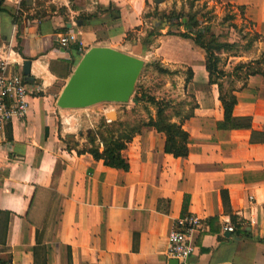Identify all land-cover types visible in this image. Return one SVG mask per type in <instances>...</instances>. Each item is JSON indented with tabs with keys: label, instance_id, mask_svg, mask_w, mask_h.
Instances as JSON below:
<instances>
[{
	"label": "crops",
	"instance_id": "1",
	"mask_svg": "<svg viewBox=\"0 0 264 264\" xmlns=\"http://www.w3.org/2000/svg\"><path fill=\"white\" fill-rule=\"evenodd\" d=\"M14 1L0 0V60H9V74L23 76L30 96L26 117L14 118L0 134V264H171L169 236L186 216L205 219L207 228L195 236L193 256L179 264H264V142L251 141L253 132L264 134L261 76L250 77L235 92L234 117L251 118L252 131L221 130L219 87L210 84L206 55L194 46L184 61L193 74L184 83V97L197 104L193 118L183 124L188 158L167 154L165 135L144 128L123 152L128 172L77 149L107 113L133 124L155 119L153 106L145 103L148 111L138 112L132 100L109 104L104 115L87 114L90 125L79 132L86 110L57 107L86 52L109 47L143 59L147 48L128 40L148 28L145 15L180 12L189 0H22L21 17ZM200 3L218 14L230 13L264 37V0H203L195 6ZM155 17L153 28L162 21L161 15ZM170 22L164 20L163 26L179 27ZM179 29L180 35L186 32ZM71 32L82 47L64 51L59 37ZM180 35L174 37L181 40ZM258 48L257 57H231L230 62L257 60L264 42ZM26 61L31 62L29 77ZM69 136L75 139L71 147ZM74 142L80 147L75 149ZM227 225L235 231L226 232Z\"/></svg>",
	"mask_w": 264,
	"mask_h": 264
},
{
	"label": "trees",
	"instance_id": "2",
	"mask_svg": "<svg viewBox=\"0 0 264 264\" xmlns=\"http://www.w3.org/2000/svg\"><path fill=\"white\" fill-rule=\"evenodd\" d=\"M200 1L203 0H189L191 9ZM24 5H26V2ZM176 12L178 11H172L170 12L171 14L169 13L170 15L164 13L161 17L169 21L176 19L179 28H184L186 30V33L180 35L181 38L192 40L194 45L204 51L206 55V70L209 73L210 84L218 85L220 94L219 100L224 109V122L218 125L219 129L227 131H252L251 118L234 117V109L237 105L236 90L233 89L225 92L222 83L219 81L230 76L239 81H243L242 87H245L250 77L261 76L264 79V52L257 60L237 64L231 74H227L221 68V55L224 53L232 54L233 57L248 55L256 43L264 42V37L257 33H253L252 35L248 33L245 38L249 37V42L247 47L243 50V53L233 54V51L239 49L240 46L222 43L217 37L210 42H205L204 32L200 30L196 31L199 26L197 14L186 13L184 11ZM93 18V16L84 17L83 21L85 23H90ZM234 19L235 18L231 16L227 18L226 21H233ZM152 36L153 33H149V37ZM192 77V71L189 70V78L186 80V84H189ZM135 96L137 103H148L156 109L155 119L150 118L149 121H140L131 124L122 122L108 123L106 118H103L98 129L87 131L85 138L86 143L81 149L78 150L77 148H79L80 145L74 142L73 147L77 149L78 154H91L96 160H103L107 167L128 172L130 170V165L123 157V152L127 149L128 144L132 142L134 137L140 134L144 128H153L158 133L165 135L167 154L175 158H188L189 134L184 130L183 124L193 118L197 104L193 101L187 104L186 102L175 103L166 99H157L140 92V90L136 91ZM175 119H179V123H176L174 121ZM70 138L73 139L72 137ZM251 141L252 143L264 142V134L253 132ZM67 144L71 147L73 141L67 140ZM223 202L225 209L228 211L230 203L226 193H223ZM233 220L236 221L235 218Z\"/></svg>",
	"mask_w": 264,
	"mask_h": 264
},
{
	"label": "rangeland",
	"instance_id": "3",
	"mask_svg": "<svg viewBox=\"0 0 264 264\" xmlns=\"http://www.w3.org/2000/svg\"><path fill=\"white\" fill-rule=\"evenodd\" d=\"M187 8L184 7L181 11L197 14L199 26L196 31L200 30L204 32V39L206 43L217 37L222 43L236 44L237 46H240L239 49L233 51V54L243 53V50L247 47L249 42V37L245 38V36L248 33H250V35L253 34V32L248 31L250 28L249 24L237 22L235 19L233 21H226V19L230 18L232 15L230 13L225 16L224 14H218L217 10L211 9L208 3H200L192 9L190 4L187 3ZM157 14L164 15V13H160L158 10L156 12H149L146 14L145 17L147 20L149 19L147 21L148 28H145V31L142 33L143 36H132V38L128 40V44L132 43L134 39L140 40L141 44L148 50L142 57L146 66L139 80L137 90L158 99H166L175 103L186 102L189 104L191 100L184 97L183 87L184 83L189 78L190 69L185 65L184 61L186 60L185 55H187L194 46H197L194 45V43H192L193 41L190 39L180 40L174 37V35H180L181 29L176 31L174 27L163 26L165 20L164 17H161V23H157V27L153 28L152 21L157 19V17H155ZM174 22L178 24V21H175L174 19L170 22V24L173 26L175 24ZM149 32L153 33L152 37H149ZM258 47L259 43H256L248 55L243 54V58L252 59L254 55L257 57L259 54ZM231 57H233V55L229 53L221 55L220 66L227 74H231L236 66L234 65L235 61L230 62ZM175 60L180 63L171 62ZM170 66H173L174 68L172 69ZM219 82L222 83L225 92L233 89L237 90L243 84V81H239L238 79L230 76L225 79H221ZM135 95L132 98V101L136 106H138L136 111H148V105L146 106L148 103H137ZM109 108H111V105L102 104L83 112L84 116L79 122V125L82 128H80L78 132L82 130L84 131L85 128L89 127L90 124L88 122L89 119L87 118V114L91 116H96L97 113L99 115H104V112ZM118 109L120 111L122 110L121 108ZM80 113L81 112H79V114ZM67 140L75 141L74 138L71 139L70 137H68Z\"/></svg>",
	"mask_w": 264,
	"mask_h": 264
},
{
	"label": "water",
	"instance_id": "4",
	"mask_svg": "<svg viewBox=\"0 0 264 264\" xmlns=\"http://www.w3.org/2000/svg\"><path fill=\"white\" fill-rule=\"evenodd\" d=\"M175 29L177 31L179 27L176 25ZM145 66V61L137 57L109 47H94L84 54L59 96L57 107L74 111L102 104H129ZM30 71L31 62L26 61L24 75L29 77ZM106 119L117 122V113H107ZM171 264L179 262L173 260Z\"/></svg>",
	"mask_w": 264,
	"mask_h": 264
},
{
	"label": "built area",
	"instance_id": "5",
	"mask_svg": "<svg viewBox=\"0 0 264 264\" xmlns=\"http://www.w3.org/2000/svg\"><path fill=\"white\" fill-rule=\"evenodd\" d=\"M22 0H15L16 16L21 17L23 9ZM71 45L80 49L82 42L77 33H67L59 37V46L67 50ZM9 60H0V134L4 133L6 126L14 119H24L27 115L29 104V90L20 74H9ZM108 123H111L108 121ZM251 202L254 201L250 197ZM207 228L206 220L198 216H186L177 221L176 227L169 236L167 257L169 260L186 262L196 251L195 236ZM226 232L233 233L235 227L227 225Z\"/></svg>",
	"mask_w": 264,
	"mask_h": 264
}]
</instances>
